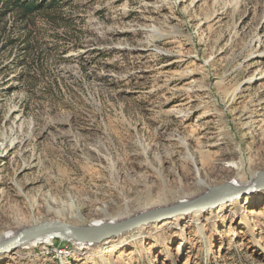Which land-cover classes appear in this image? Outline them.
Segmentation results:
<instances>
[{
  "label": "rangeland",
  "instance_id": "rangeland-1",
  "mask_svg": "<svg viewBox=\"0 0 264 264\" xmlns=\"http://www.w3.org/2000/svg\"><path fill=\"white\" fill-rule=\"evenodd\" d=\"M63 10L75 25H39L34 64L0 43V237L118 220L264 170V0ZM0 264H264V189L86 248L19 246Z\"/></svg>",
  "mask_w": 264,
  "mask_h": 264
},
{
  "label": "water",
  "instance_id": "water-1",
  "mask_svg": "<svg viewBox=\"0 0 264 264\" xmlns=\"http://www.w3.org/2000/svg\"><path fill=\"white\" fill-rule=\"evenodd\" d=\"M211 187L216 188L215 191L208 190L194 198H182L170 204L141 210L125 218L108 220L100 225H75L62 221L33 224L8 239H0V253L12 252L26 241L50 232H67L77 241L101 243L143 226L213 209L263 190L264 170L256 172L250 181L240 186L231 187L229 184L222 183Z\"/></svg>",
  "mask_w": 264,
  "mask_h": 264
},
{
  "label": "trees",
  "instance_id": "trees-1",
  "mask_svg": "<svg viewBox=\"0 0 264 264\" xmlns=\"http://www.w3.org/2000/svg\"><path fill=\"white\" fill-rule=\"evenodd\" d=\"M71 3L73 0H0L2 48L15 49L16 59L20 64H34L38 61L34 53L41 46L38 33L44 29L39 25L43 24L46 28L55 30L60 27L69 30L72 24L75 25L74 17L70 13L65 14L63 7ZM74 39L79 40V37ZM70 41L73 44V41ZM46 49L51 50L49 46ZM21 79L29 86L36 84L34 76L28 73H23Z\"/></svg>",
  "mask_w": 264,
  "mask_h": 264
},
{
  "label": "bare ground",
  "instance_id": "bare-ground-1",
  "mask_svg": "<svg viewBox=\"0 0 264 264\" xmlns=\"http://www.w3.org/2000/svg\"><path fill=\"white\" fill-rule=\"evenodd\" d=\"M226 184H229L231 187L233 186V187H236V186H240V185H242L243 183H241V182H239V181H234V180H228V181H226L225 182ZM199 184H202V186L203 185H205L206 183L205 182H200ZM215 186V185H214ZM215 189L216 188H213V187H211V186H209L208 187V189L206 190V191H208V190H210L209 192H213V191H215ZM206 191H204V192H206ZM232 202H235V201H232ZM109 220H114V219H109ZM192 222H194V223H197L198 221H199V218L198 217H196V218H192V219H190ZM105 221H108V220H98V219H96V220H93V221H91V225H100V224H102L103 222H105ZM199 223V222H198ZM177 225V227H178V224H176ZM16 234H18V233H16V232H10V231H6V232H4V234H3V236H1L0 237V239H8V238H10V237H12V236H14V235H16ZM122 235V234H121ZM59 237V238H61V239H65V240H69V241H71V242H73V243H76L77 245H79V247L80 248H86L87 247V245H90L91 243H87V242H82V241H77L76 239H75V237H73L71 234H69V233H67V232H50V233H47V234H44V235H41V236H38V237H36V238H34V239H31V240H28V241H26L25 243H23V247H29V246H32V245H36V244H43V243H45V242H47L48 240H50V238L51 237ZM138 236H141V231H137L136 233H132L131 235H130V237H129V240H132V239H134V238H137ZM54 239V238H53ZM128 241V240H127Z\"/></svg>",
  "mask_w": 264,
  "mask_h": 264
}]
</instances>
